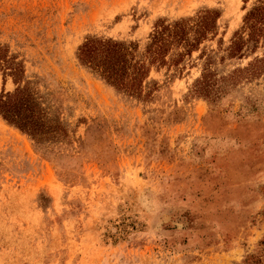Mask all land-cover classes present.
Returning a JSON list of instances; mask_svg holds the SVG:
<instances>
[{"label": "rangeland", "instance_id": "374dc122", "mask_svg": "<svg viewBox=\"0 0 264 264\" xmlns=\"http://www.w3.org/2000/svg\"><path fill=\"white\" fill-rule=\"evenodd\" d=\"M261 1L0 0V95L24 90L46 128L0 116V264H264ZM199 16L140 94L77 61L88 37L142 46Z\"/></svg>", "mask_w": 264, "mask_h": 264}, {"label": "trees", "instance_id": "16d2710c", "mask_svg": "<svg viewBox=\"0 0 264 264\" xmlns=\"http://www.w3.org/2000/svg\"><path fill=\"white\" fill-rule=\"evenodd\" d=\"M189 20L161 21L142 46L135 41L88 37L77 47V61L106 83L127 93L140 94L146 84L154 83L148 80L152 68L177 65L205 35L207 17L199 16L192 23ZM245 27L251 30L252 37L264 29V0L246 13ZM232 47L239 50L240 44ZM0 116L32 136L46 129L34 101L21 89L0 95Z\"/></svg>", "mask_w": 264, "mask_h": 264}]
</instances>
